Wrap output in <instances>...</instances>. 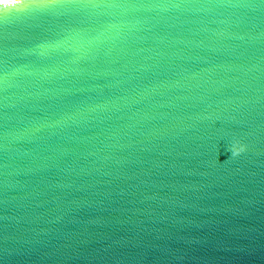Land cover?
Here are the masks:
<instances>
[{"label":"water","instance_id":"95a60500","mask_svg":"<svg viewBox=\"0 0 264 264\" xmlns=\"http://www.w3.org/2000/svg\"><path fill=\"white\" fill-rule=\"evenodd\" d=\"M0 264H264V0H0Z\"/></svg>","mask_w":264,"mask_h":264},{"label":"clouds","instance_id":"9594fccd","mask_svg":"<svg viewBox=\"0 0 264 264\" xmlns=\"http://www.w3.org/2000/svg\"><path fill=\"white\" fill-rule=\"evenodd\" d=\"M228 149H230L231 155H237V154H239V152H242L244 150V146L241 145L238 150H235V149H232V148L227 147V150Z\"/></svg>","mask_w":264,"mask_h":264}]
</instances>
